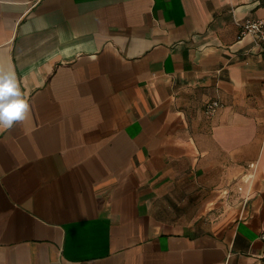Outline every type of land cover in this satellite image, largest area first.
<instances>
[{
    "label": "crops",
    "instance_id": "obj_1",
    "mask_svg": "<svg viewBox=\"0 0 264 264\" xmlns=\"http://www.w3.org/2000/svg\"><path fill=\"white\" fill-rule=\"evenodd\" d=\"M248 17L264 0H0V68L31 108L0 127V264H254L264 56L237 40Z\"/></svg>",
    "mask_w": 264,
    "mask_h": 264
},
{
    "label": "clouds",
    "instance_id": "obj_2",
    "mask_svg": "<svg viewBox=\"0 0 264 264\" xmlns=\"http://www.w3.org/2000/svg\"><path fill=\"white\" fill-rule=\"evenodd\" d=\"M30 104L24 98L14 71L0 68V127L12 128L30 115Z\"/></svg>",
    "mask_w": 264,
    "mask_h": 264
},
{
    "label": "built area",
    "instance_id": "obj_3",
    "mask_svg": "<svg viewBox=\"0 0 264 264\" xmlns=\"http://www.w3.org/2000/svg\"><path fill=\"white\" fill-rule=\"evenodd\" d=\"M236 25L238 27L237 40L251 37L254 46L264 56V19L248 17L238 21ZM220 107L221 104L218 100H210L204 106V114L213 116ZM249 167L252 168L253 165L251 164ZM259 240L262 242V251L254 264H264V229L259 234Z\"/></svg>",
    "mask_w": 264,
    "mask_h": 264
}]
</instances>
